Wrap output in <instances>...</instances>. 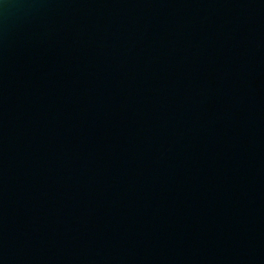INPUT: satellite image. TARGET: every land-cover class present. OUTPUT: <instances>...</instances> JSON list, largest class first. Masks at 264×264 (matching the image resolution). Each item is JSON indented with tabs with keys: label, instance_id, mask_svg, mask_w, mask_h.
<instances>
[{
	"label": "water",
	"instance_id": "95a60500",
	"mask_svg": "<svg viewBox=\"0 0 264 264\" xmlns=\"http://www.w3.org/2000/svg\"><path fill=\"white\" fill-rule=\"evenodd\" d=\"M0 264H264V0H0Z\"/></svg>",
	"mask_w": 264,
	"mask_h": 264
}]
</instances>
